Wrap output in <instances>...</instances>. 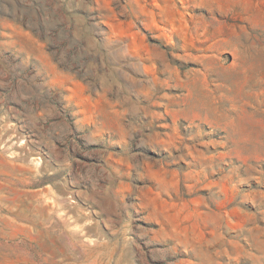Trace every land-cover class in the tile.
Listing matches in <instances>:
<instances>
[{
    "label": "rangeland",
    "instance_id": "374dc122",
    "mask_svg": "<svg viewBox=\"0 0 264 264\" xmlns=\"http://www.w3.org/2000/svg\"><path fill=\"white\" fill-rule=\"evenodd\" d=\"M0 264H264V0H0Z\"/></svg>",
    "mask_w": 264,
    "mask_h": 264
}]
</instances>
